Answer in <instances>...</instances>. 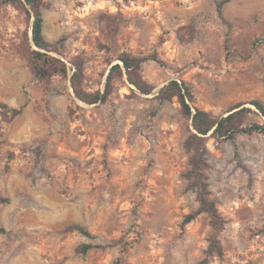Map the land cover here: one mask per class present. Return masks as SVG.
<instances>
[{"label": "rangeland", "instance_id": "374dc122", "mask_svg": "<svg viewBox=\"0 0 264 264\" xmlns=\"http://www.w3.org/2000/svg\"><path fill=\"white\" fill-rule=\"evenodd\" d=\"M43 16L47 40L64 45L55 55L83 61L88 92L104 90L124 53L163 65L144 64L151 95L121 79L107 103L87 105L59 76L45 92L18 50L33 19L0 0V104L23 108L4 122L0 107V264H199L212 227L207 214L184 224L199 208L191 122L155 96L183 80L194 107L220 117L243 104L245 125L264 124L251 105L264 103V0H46ZM207 146L209 199L225 223L224 256L209 264H264V135ZM89 243L100 247L77 252Z\"/></svg>", "mask_w": 264, "mask_h": 264}, {"label": "trees", "instance_id": "16d2710c", "mask_svg": "<svg viewBox=\"0 0 264 264\" xmlns=\"http://www.w3.org/2000/svg\"><path fill=\"white\" fill-rule=\"evenodd\" d=\"M46 0H3L4 4L13 6L25 14L28 20L33 19L31 37L27 36L24 43L18 48L19 53L27 61L28 66L45 92L50 91L52 81L55 77L69 79L75 97L87 105L105 104L113 95L118 80L126 79L130 86L135 87L144 95H151L154 87L143 78L144 64L154 61L163 65V61L156 55L148 57L130 55L124 53L118 57L120 64L111 67L105 82L103 91L88 92L83 88L84 63L83 61L71 62L56 56H63V42H50L44 35L43 9ZM109 33L112 31L109 29ZM185 32V33H184ZM195 32L192 27H184L179 31V39L188 42L194 38ZM155 99L160 104L177 100L181 106L183 116L191 122L192 131L185 142V148L190 153L189 171L187 178L191 181L196 191L199 208L186 216L184 224L195 221L199 215L207 214L211 221L212 235L205 257L199 264H209L213 257H223L224 248L220 241V234L224 229V220L217 205L209 199V185L207 183L206 170L208 168V138L218 141H233L239 135H251L260 133L264 135V124L245 125L246 115L251 112L250 108L238 105L232 108L225 116H215L198 107H194V94L189 85L183 80H171L162 87ZM258 113L264 119V103L255 100L251 102ZM5 111L1 112L4 122H12L22 114L21 109H9L8 106L0 104ZM72 231H78L87 238L91 233L82 226L70 227ZM0 228V232H4ZM93 244H83L77 249L78 253L87 254L94 248Z\"/></svg>", "mask_w": 264, "mask_h": 264}]
</instances>
